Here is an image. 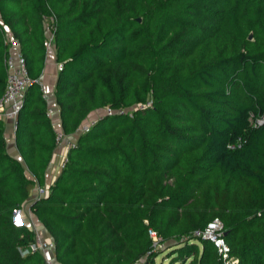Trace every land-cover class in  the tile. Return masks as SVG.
<instances>
[{
	"label": "trees",
	"instance_id": "16d2710c",
	"mask_svg": "<svg viewBox=\"0 0 264 264\" xmlns=\"http://www.w3.org/2000/svg\"><path fill=\"white\" fill-rule=\"evenodd\" d=\"M48 27L63 134L117 113L77 138L33 199L58 146L40 84ZM8 29L33 83L17 118L22 161L0 118V264H44L28 251L34 229L15 224L28 202L59 264H153L151 232L172 264H223L196 236L216 219L229 261L264 264V0H0V97Z\"/></svg>",
	"mask_w": 264,
	"mask_h": 264
},
{
	"label": "built area",
	"instance_id": "2783aa9c",
	"mask_svg": "<svg viewBox=\"0 0 264 264\" xmlns=\"http://www.w3.org/2000/svg\"><path fill=\"white\" fill-rule=\"evenodd\" d=\"M8 31V30H7ZM5 33V44L9 48V56L6 60L7 66V83L4 94L0 97V118L4 121H12L15 124V130L17 129V118L19 112L21 110L24 98L29 87L32 85L33 80L30 77L26 58L21 51V43L15 39L14 36H11L8 32ZM47 31L51 33V28H47ZM54 37L48 40V47L53 44ZM59 70H62V65H59ZM42 90L44 91V97L47 98L45 90L42 86ZM147 106H152V102H149ZM117 113L112 108L107 107L101 116L89 119L77 132L74 136H66L63 133L58 134V145L67 144L68 150L70 151L77 146V138L83 134L90 133L93 128L97 125L100 119L112 116ZM123 114V111L119 112ZM54 114L53 110H49V115L52 116ZM264 122V118L258 121V124L261 125ZM68 163V156L63 159L61 164V169H64L66 164ZM47 195V188L41 189L38 188V196L44 197ZM19 216L21 218V210L15 212V224L16 217ZM22 222V220H21ZM23 224V223H22ZM35 231V230H34ZM224 231L225 227L221 220L216 219L211 222L205 230L199 231L196 233V236L202 238L203 240H208L214 243L216 248L225 258L223 264H236V261H229L228 254L230 252L229 247L224 241ZM151 235L154 238V242L156 246L160 244V240L157 238L156 234L151 232ZM55 242L48 241L42 237V234L39 231H35V240L29 245L28 251L30 253H40L44 257V264H59L56 261L55 257Z\"/></svg>",
	"mask_w": 264,
	"mask_h": 264
},
{
	"label": "crops",
	"instance_id": "0c3cea01",
	"mask_svg": "<svg viewBox=\"0 0 264 264\" xmlns=\"http://www.w3.org/2000/svg\"><path fill=\"white\" fill-rule=\"evenodd\" d=\"M11 36L13 34L8 29L7 31ZM47 38L50 40L52 38V35L50 32L47 33ZM59 63L56 59V48L54 44H51L47 49V58H46V64L44 68V72L40 78V84L43 86L45 93L47 95V101L49 104V108L53 110L54 114L52 115L53 122H54V128L58 134L63 133L62 132V124H61V118L59 114V109L56 104V97H55V87L59 76ZM103 111H99L94 113L90 119L97 118L101 116ZM5 132H6V138L8 143V151L14 158L22 161V157L18 151L17 145H16V130H15V124L12 121H5ZM68 147L67 144H61L58 145L56 148V151L54 153L53 160L51 162V165L48 169L47 176H46V188H49L57 177L61 174V164L63 162V159L68 155ZM38 196V188L35 189L32 198L35 199ZM21 220L23 225L30 227L34 229L35 231H39L42 234V237L48 241H52V237L49 235V233L45 230V228L42 226V224L38 221V219L35 217V215L31 212V204L30 202L26 203L23 206L21 210Z\"/></svg>",
	"mask_w": 264,
	"mask_h": 264
},
{
	"label": "rangeland",
	"instance_id": "374dc122",
	"mask_svg": "<svg viewBox=\"0 0 264 264\" xmlns=\"http://www.w3.org/2000/svg\"><path fill=\"white\" fill-rule=\"evenodd\" d=\"M154 253L155 256L157 257L155 259V263L153 264H172V259L169 258V254H170L169 249L165 248L164 246H161V244H157L155 246ZM140 264H143V262Z\"/></svg>",
	"mask_w": 264,
	"mask_h": 264
},
{
	"label": "snow or ice",
	"instance_id": "6c2138e0",
	"mask_svg": "<svg viewBox=\"0 0 264 264\" xmlns=\"http://www.w3.org/2000/svg\"><path fill=\"white\" fill-rule=\"evenodd\" d=\"M17 223L21 222V218L19 216L16 217Z\"/></svg>",
	"mask_w": 264,
	"mask_h": 264
},
{
	"label": "water",
	"instance_id": "95a60500",
	"mask_svg": "<svg viewBox=\"0 0 264 264\" xmlns=\"http://www.w3.org/2000/svg\"><path fill=\"white\" fill-rule=\"evenodd\" d=\"M16 225H18V226H22L23 224H22V222L17 223V220H16Z\"/></svg>",
	"mask_w": 264,
	"mask_h": 264
}]
</instances>
